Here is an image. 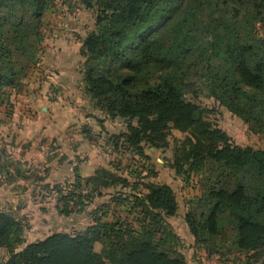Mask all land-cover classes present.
I'll return each instance as SVG.
<instances>
[{
	"label": "trees",
	"instance_id": "16d2710c",
	"mask_svg": "<svg viewBox=\"0 0 264 264\" xmlns=\"http://www.w3.org/2000/svg\"><path fill=\"white\" fill-rule=\"evenodd\" d=\"M53 1L0 0V95L22 83L23 69H15L12 57L38 46L41 18ZM75 5L93 20V29L81 38L83 61L78 65L77 88L83 101L90 103V117L100 126L104 121L125 123V131L108 136L106 145L117 154L143 160L146 177L154 178L149 155L167 148L171 130L188 135L175 148L171 169L177 176L201 175L205 209L199 215H184L189 235L208 256L224 258L238 252L261 262L264 146L235 144L207 117L214 110L201 105L196 90L184 91L182 81L197 76L196 87L212 88L208 98L264 139V0H75ZM178 6L183 8L175 19L172 14ZM219 10L232 25L260 29L263 35L246 42L230 39L205 58L195 24L202 23L206 13L210 16ZM159 26L161 35L153 37L151 31ZM151 64L157 71L147 75ZM7 156L0 155V180L30 181L36 197L54 200L58 215L82 210V197L73 192L81 189L78 173L74 185L66 180L49 182L46 167L41 173L21 160L15 164L13 178ZM85 182L98 195L118 189L115 203L129 202L140 216L141 231L134 233L128 225H107L98 219L83 231L52 233L26 243L17 212L2 207L0 264H187L166 240V221L178 210L169 186L149 182L136 192L128 179L106 169L97 170ZM103 237L109 238L110 248L104 245L97 253L94 246Z\"/></svg>",
	"mask_w": 264,
	"mask_h": 264
},
{
	"label": "rangeland",
	"instance_id": "374dc122",
	"mask_svg": "<svg viewBox=\"0 0 264 264\" xmlns=\"http://www.w3.org/2000/svg\"><path fill=\"white\" fill-rule=\"evenodd\" d=\"M182 8L181 6L175 8L172 14L175 19L180 15ZM202 21V23H196L195 28L199 35L196 34L203 39L201 51L205 53V58L214 52L215 47L227 43L230 39L246 42L263 35L260 29L254 30L243 24L232 25L220 10L213 12L210 16L206 13ZM41 23V39L38 46L36 48L31 46V49L27 48L19 55L14 54L12 57L15 69H23L22 83L15 89L5 90V93L0 95V126L2 127L0 155L3 158L4 154L8 155L7 158L11 162L9 173L13 175V178L16 175L15 164L21 160L27 167L33 166L40 169L41 173L46 167L49 182L66 180L70 185H74L73 176L78 173L81 189L73 192L80 194L83 206L79 213L75 212L64 217L55 211L54 200L49 202L36 197L33 192V183L30 181L17 180L13 184L7 183L8 180L5 179L0 180V208L11 206L17 212L24 229L25 242L42 239L52 233H77L95 225L98 219L107 225L115 223L128 225L134 233H139L141 225L138 222L140 216L137 211L130 209L131 205L127 204L129 202L115 203L118 189L104 190L101 191V195H98L93 193L85 182L97 170L106 169L116 176L128 179L130 186L136 188V192L142 191L143 184L149 182L167 185L173 190L178 210L174 218L166 221L165 232L168 237L166 240L174 250L184 256L187 264V260L203 263L200 259H203L206 264L264 262L263 258L261 262L254 263L248 256L238 252L228 254L224 258L218 255L208 256L206 251L199 248L189 235L184 224V215L187 213L199 215L205 209L201 202V175L191 173L177 176L171 169L175 148L180 147L188 135L171 130L167 137V148L149 155L151 158L149 163L156 173L154 178L146 177L145 167L147 166H144L143 160H132V156L124 152L117 154L111 151L110 145H106L108 136L125 131L124 121H104L103 126H100L90 117V103L83 101V93L76 87V82L68 80L71 76L67 74L71 63L83 61L79 54L82 48L81 38L93 29L91 15L75 5V0H54L44 11ZM161 33L162 29L159 26L150 34L158 37ZM55 71L60 72L62 77L58 79L60 82L58 86L52 82L56 79L53 76L56 75ZM156 71L157 66L151 64L146 73L154 75ZM191 78L193 79L182 81L185 85L184 91L196 90L201 105L214 110L213 114L207 117L227 133L235 144L253 149H261L264 146V139L253 135L248 127L221 103L208 98L212 88L196 87L198 77ZM177 82H180L179 79ZM54 102L55 107L57 105L59 107L57 112L43 116L38 111L39 118L41 117L38 124L44 126L41 128L42 132L48 131L44 134L38 133L37 129L30 127L28 135L23 134V126H31L33 120L28 119L25 122L15 120L14 115L17 109L26 111L28 115L33 114L35 108L46 107L48 103L54 104ZM68 103L71 104L68 105ZM62 104L67 108L71 106L72 109L69 110L61 106ZM68 115L71 116V120L64 122ZM28 117L32 116L28 115ZM55 123L57 128L50 130ZM79 208L80 206H75L73 209L79 210ZM109 243V238L103 237L101 244L94 246L95 252L102 253L104 245L106 249H109Z\"/></svg>",
	"mask_w": 264,
	"mask_h": 264
},
{
	"label": "crops",
	"instance_id": "0c3cea01",
	"mask_svg": "<svg viewBox=\"0 0 264 264\" xmlns=\"http://www.w3.org/2000/svg\"><path fill=\"white\" fill-rule=\"evenodd\" d=\"M78 65H79V63H71V65H70V69H69V72L67 73L68 75L70 74V76L71 77H69L68 78V80L69 81H74V82H76V87H77V85H78V83H79V81H80V74H79V72H78ZM56 75H53L56 79L55 80H52V82H54V84H56L57 86H58V79L60 78H62V77H60V72H54ZM57 76V77H56ZM60 83V82H59ZM55 102H54V104H49L48 103V105H46V107H37V108H35L34 110V112H33V114L31 115V114H28V115H30V116H32L31 118H29L28 117V115H27V113H26V111H22L20 108H18L17 109V111H16V115H14V119L15 120H17L18 122H25L26 120H28V119H32L33 120V124L31 125V126H23L24 128H23V134H26V135H28V132H30L29 130L31 129V128H35V130L37 129L38 130V133H41L42 132V127H44V126H40V124H38L39 122H40V118H39V112L38 111H40V114L41 115H46V116H48V114H50L51 112L53 113V112H57V109H59V107H58V105L55 107ZM69 104H71V103H68V105ZM60 106V105H59ZM61 106H64L65 108H67V106H65V105H61ZM71 107V106H70ZM70 107H68L67 109H69V110H71L72 108H70ZM71 113H73V111H71ZM57 117H59V115L57 116ZM71 120V116L70 115H68L67 117H65V119H64V122H66V121H70ZM35 122H37V124L35 123ZM57 123H58V121H56ZM34 124H36V125H34ZM57 126V124L55 123L51 128H50V130L52 129V128H57L56 127ZM31 127V128H30ZM2 131V127L0 126V132ZM45 131H48V130H45ZM45 131L43 130V134L45 133ZM23 136V135H22ZM197 260V259H196ZM201 260V262H203V263H200V261L199 262H193V261H189V260H187L188 261V264H206V263H204V260L203 259H200Z\"/></svg>",
	"mask_w": 264,
	"mask_h": 264
}]
</instances>
